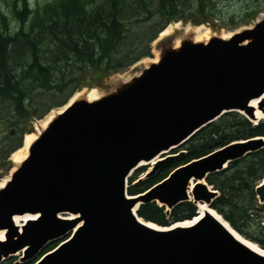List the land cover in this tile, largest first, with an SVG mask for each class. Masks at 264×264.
<instances>
[{
    "label": "water",
    "instance_id": "water-1",
    "mask_svg": "<svg viewBox=\"0 0 264 264\" xmlns=\"http://www.w3.org/2000/svg\"><path fill=\"white\" fill-rule=\"evenodd\" d=\"M155 47L154 62L97 99L70 98L28 145L0 187V263L21 253L19 262L31 264H264L207 211L191 225L154 228L136 215L151 202L165 215L183 202L212 210L217 192L205 178L264 148V138L177 166L142 193L126 186L139 164L153 161L131 185L182 156L169 153L224 114L264 120V15L227 38L167 37ZM254 194L263 204L264 178ZM14 216L33 219L17 229Z\"/></svg>",
    "mask_w": 264,
    "mask_h": 264
},
{
    "label": "trees",
    "instance_id": "trees-1",
    "mask_svg": "<svg viewBox=\"0 0 264 264\" xmlns=\"http://www.w3.org/2000/svg\"><path fill=\"white\" fill-rule=\"evenodd\" d=\"M232 1L245 6L225 19L219 4ZM263 10L264 0H50L34 9L26 0H0V124L5 123L0 129V167L21 147L29 120L62 107L87 86V75L107 77L150 57V43L167 24L189 20L199 25L213 16L241 24ZM256 137L264 138V120L252 125L238 113L224 114L182 144V156L154 177L130 185L127 194L142 193L173 168L231 142ZM141 172L134 171L132 179ZM263 178L264 148L205 178L217 192L210 208L262 250L264 203L258 204L254 187ZM196 212L191 202H183L165 215L164 207L151 202L140 205L136 215L164 227L190 220Z\"/></svg>",
    "mask_w": 264,
    "mask_h": 264
},
{
    "label": "rangeland",
    "instance_id": "rangeland-1",
    "mask_svg": "<svg viewBox=\"0 0 264 264\" xmlns=\"http://www.w3.org/2000/svg\"><path fill=\"white\" fill-rule=\"evenodd\" d=\"M48 1H50V0H26L28 6L31 9H34L35 6H41V5L45 4ZM244 6H245V3H243V2H237V1H232V2H228V3L227 2H222L221 4H219V9L221 10V13L224 16V18L227 19L231 14L236 15ZM258 15H260V14H258ZM255 18H253L251 20H248L245 23H241V24L237 23V24L231 25V24H228V23H224L221 20H219L217 17H214L213 16V17L208 18V20H207L206 23L199 24V25H193V24H191L189 22V20H184L182 22L180 21V22L171 23V24L169 23L167 25H170L169 27L178 26L180 28H186V27L197 28V29H199L198 32L200 34L205 33L206 31L209 30L210 31V34H213L215 36H221V35L223 36V35H230L232 32L236 31L240 27H244V26L247 27L249 24L252 25V22H253V20ZM153 50H155V52H156V47H155V44H153V42H151L150 43V57L142 58L139 61H137L136 63H134L133 65H131L130 67H128V68H126V69H124V70H122V71H120L118 73L111 74V75H109L107 77L87 75V77H86V81H88L87 86H84L80 90L75 91L73 93V95H75V94H81V93H84L86 91H88V92L89 91H93L94 89L95 90L96 89H100V90H102V93H103L105 90H108L117 80H120V79H123V78H129L130 76H132L134 74H137L138 71L140 70V68H142V67L146 66L148 63H150V62H143V60L145 61L146 58L147 59L154 58V56H153ZM117 78H119V79H117ZM58 109L59 108H54L52 110L56 111ZM239 115H241V114H239ZM45 118H46V115L42 119H40V120H32V119L29 120L28 121V127H27L28 130L27 131L32 132L33 129H34V127H35V124H37L38 122H43ZM248 122H250L252 125H254L252 121H248ZM4 125H5V123H1L0 124V129L1 128L3 129V126ZM29 132H26V134H24V137L26 135L30 134ZM24 137H23V140H24ZM181 149H182V146L177 147L176 149L170 151L169 154H176ZM181 151H183V150H181ZM10 158L11 157L9 156V158L6 159V161H8V163H7L6 166L0 167V183L7 177L8 173H9L11 167H12V164L13 163L10 160ZM147 169H148V167L143 166V168H141L142 172L140 174H138L134 178L140 177L141 174H143L144 171H146ZM130 176L131 177L127 180V183H126L127 188L134 182L133 181L134 178L132 179L133 174H131ZM130 179H132V182L129 183V180ZM208 188H210V187L208 186ZM263 225H264V221H263ZM252 244H254V243H252ZM256 247H258V246L256 245ZM20 255H21V253H19L17 255H14V256L6 259L5 261H3L0 264H6L7 262H9V263L11 262V264H24V263H30L31 264L35 260V258H33L32 260H29V261H25V262L20 263L19 262Z\"/></svg>",
    "mask_w": 264,
    "mask_h": 264
},
{
    "label": "bare ground",
    "instance_id": "bare-ground-1",
    "mask_svg": "<svg viewBox=\"0 0 264 264\" xmlns=\"http://www.w3.org/2000/svg\"><path fill=\"white\" fill-rule=\"evenodd\" d=\"M264 13L258 15L252 23H254L259 17L263 16ZM171 24V23H170ZM170 25H168L164 30H162L160 33H159V36L157 37V39L153 42V44L156 45L157 41L163 39V38H167V37H171L172 38V42L174 44H177L178 42V39L182 36H185V35H191L192 36V39L194 41H205L206 39H208V37L211 35L210 34V31H206L205 33H202L200 34L198 32L199 29L197 28H192V27H186V28H180L178 26H172V27H169ZM251 24H249L247 27H250ZM228 36L230 35H221L222 38H227ZM153 56L154 58L152 59H147L143 62H154L157 58V52H155V50H153ZM119 79V78H117ZM127 78H123V79H120V80H125ZM102 94V90L100 89H94L93 91H86L84 93H81V94H75L71 97V99L68 101L71 102L77 98H85L86 100L88 101H91V100H94V99H97L100 95ZM252 107H255L254 106V103L251 102L250 104ZM63 109V107H59L58 110L54 111L52 110L51 112L49 111V114L46 115V118L44 119L43 122H38L37 124H35V127L33 129L32 132H29L30 134L26 135L24 137V140L22 141V144H21V147L18 148L17 150H15L11 155H10V160L12 161V167L7 175V177L0 183V187L2 186V184L4 182L7 181L8 177H9V174L13 171V169L15 168V166L20 163L24 157L26 156V151H27V147L28 145L35 139V137L38 135V133L45 127V125L47 124V122L51 119L52 116H54L55 114H57L58 112H60L61 110ZM254 115L256 118H259L260 117V114L255 111L254 112ZM26 134V133H25ZM153 163V161L149 162V163H141L139 164L140 167L141 166H146V167H149L151 164ZM197 207V212H196V215L194 217V219L192 221H183V222H180V223H176L174 224L175 226H187V225H191L193 223H195L202 215L203 212L207 211V213H209L212 217H214L236 240H238L240 243H242L243 245H245L246 247H248L249 249H251L252 251L260 254V255H263L264 256V250L262 249H259L258 247H256L255 244H252L246 240H244L243 238H241L237 233H235L229 226L228 224H226V222L224 220H222L218 215H216L214 213V211L212 210H209L203 203H197L195 205ZM197 216V217H196ZM28 219H33L32 217L29 218L28 216H14L12 218V221L14 223V225L17 227V229H20V227L26 222L28 221ZM138 220L140 222H143L141 219L138 218ZM147 226L149 227H156L154 224H151V223H145ZM3 239V232L0 231V240ZM17 255V254H15Z\"/></svg>",
    "mask_w": 264,
    "mask_h": 264
}]
</instances>
